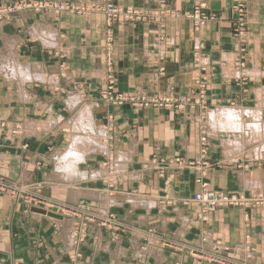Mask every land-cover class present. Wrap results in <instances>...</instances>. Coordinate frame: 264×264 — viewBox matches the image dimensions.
<instances>
[{"label": "crops", "instance_id": "obj_1", "mask_svg": "<svg viewBox=\"0 0 264 264\" xmlns=\"http://www.w3.org/2000/svg\"><path fill=\"white\" fill-rule=\"evenodd\" d=\"M198 1L165 0L178 17L111 27L100 12L23 10L0 20V176L36 183L46 200L82 214L112 213L133 231L85 224L81 264H264L263 206L206 212L192 201L203 183L246 199L264 193V0H247L242 43L231 0H205L212 20L195 31L188 14ZM195 40L210 60L203 110L194 103ZM110 84L134 102L104 99ZM157 97L176 102H140ZM34 208L0 193V264H71L83 219Z\"/></svg>", "mask_w": 264, "mask_h": 264}, {"label": "built area", "instance_id": "obj_2", "mask_svg": "<svg viewBox=\"0 0 264 264\" xmlns=\"http://www.w3.org/2000/svg\"><path fill=\"white\" fill-rule=\"evenodd\" d=\"M238 9L241 11L242 3L238 4L235 0ZM240 5V6H239ZM23 9H33L36 11L41 10H52L55 14L61 12H69L73 14H85L88 12H100L105 18L107 25L111 27L113 22H145L151 19H158V13L154 11H145L140 8L130 7V6H116L113 0H96L95 2L88 4H73L66 2L64 0H52V1H19L13 5H7L0 8V16L7 15L13 11L23 10ZM203 9H205V4L200 3L197 5L196 10L191 14V19H193L197 29L205 25L207 17L203 14ZM166 15V13L164 14ZM168 15V14H167ZM166 15V16H167ZM202 46L196 41L193 47V52L195 55V70L197 72L195 83L198 85L200 90L199 98L195 102L200 107L205 108V81L206 75L209 68V60L201 57ZM112 85L110 84L108 90L104 92L103 98L108 99L113 104L122 105L124 103L134 102L133 98H130L124 94L112 93ZM140 102L144 105L152 104L159 108L172 106L176 101H173L170 97H157L154 99H141ZM179 103H184V100H180ZM180 105V104H179ZM223 111V114H226ZM207 137H201V143L206 144ZM175 164L178 166H184L180 159L175 160ZM194 201L201 205V207L206 212H213L214 210L221 207H239V206H249L248 200L238 195H227L222 192L209 190L207 184H201V191L194 196ZM256 202V205L264 207V193L256 195V199L252 200ZM220 264H226L223 260L217 259Z\"/></svg>", "mask_w": 264, "mask_h": 264}, {"label": "rangeland", "instance_id": "obj_3", "mask_svg": "<svg viewBox=\"0 0 264 264\" xmlns=\"http://www.w3.org/2000/svg\"><path fill=\"white\" fill-rule=\"evenodd\" d=\"M20 1H23V0H20ZM24 1H28V0H24ZM33 1H35V0H33ZM36 1H52V0H36ZM64 1L69 2L67 0H64ZM159 1L161 3L158 4V8H156V9H149V8L139 7L140 9H143L145 11H154V12L158 13L159 17H157L158 18L157 20L156 19H151V20H147L145 22H136V23H148V22H156V21L157 22H161V20H163V19L165 20V19H168V18L178 17L177 16L178 14H175L171 10H167L168 8L165 7V2H164L165 0H159ZM17 2H19V1H17ZM234 2H235V0H231V10H232L233 15H234L233 20H232L233 35H234V37L236 39L240 40V42L242 43L244 41V37L246 35V30H247V0H236L237 3L239 2L238 4H240V2H243L242 3V7H241V11H240V9H238V6ZM15 3L16 2L10 3V4H0V8L4 7V6H7V5H13ZM113 3H114V0H113ZM200 3H204L205 4V9H203V11H202L203 14L207 17L205 25L210 20H212V16L209 13H207V3H206V1L205 0H199L194 5L193 10L188 14V18L192 22L193 28H194L195 31H197V30H199V29H201V28H203L205 26L204 25L201 28L197 29L193 19H191V17H190L191 14L196 10L197 5L200 4ZM116 6H120V5H116ZM130 7H133V6H130ZM135 8H138V7H135ZM23 10H31V11H34V12L51 11V12H53L55 14V12L52 11V10H41V11H36V10H33V9H23ZM23 10H17V11H13L11 13L19 12V11H23ZM11 13H9V14H11ZM67 13H69V12H67ZM165 13H166V15L167 14L168 15L167 16L164 15ZM70 14H73V13H70ZM4 16H0V20H2L4 18ZM114 23H117V21L113 22L112 24H114ZM130 23H134V22H130ZM195 43H196V40L193 43L192 47H194ZM199 43L202 46L201 57L209 60L208 56L205 55L204 52H203V49H204L203 44L201 42H199ZM192 50H193V48H192ZM240 51L242 52V48L240 49ZM241 60H242V58L240 60H237V64H236L237 67L244 66V65H242V61ZM209 64H210V60H209ZM193 65H194V68H195V55H194V52H193ZM206 81H207V75H206ZM206 81H205V103H206V93H207ZM194 83H195V80H194ZM112 89H113V87H112ZM111 91H113V90H111ZM195 92L197 93V99H198L200 90H199L198 85L196 83H195ZM196 106L203 110V108L200 107L198 104H196ZM205 107H207V104L205 105ZM226 110L227 109L225 108L223 111H226ZM223 111H222V113H223ZM3 126H4L3 122H0V127H3ZM202 136L207 137V133H205L203 131L202 134H201V137ZM200 142H201V138H200ZM180 160L182 161L183 165H187V166H191V167L194 166L193 163L188 162V163L184 164L185 162L182 159H180ZM111 162H112V158H109V159L106 160V162H104V164L107 166L105 168H108L107 170L109 171L110 175H112V173H113L112 167H111ZM107 163H109L110 166H108ZM114 181H113L112 178H110V179H108V184L110 185V183L112 184V183H114ZM217 192H220V191H217ZM0 193H7L12 200L21 201V202H23L25 204L35 206V208L43 209V210H45L48 213L50 211H54L53 213L56 214V215L61 216V219H63V216H66L67 219H69L71 217H74V218H77V219L82 218L83 219V223L77 222V223H75L73 225V229H74L73 230V234L74 235L72 237L73 238L72 240H73V244L75 246V249H77L78 251H77V253L73 252L72 254L69 255V262L71 264H81L82 263V256L80 255L79 250H80V246L82 245V243L86 239V227H85V224H88V223L92 224L93 223V224H96L99 227H101V228H103V229H105V230H107V231H109L111 233H115V234H126V235H129V236H131V234H133L132 228H130V227L125 228V227L119 225L117 223V221H116V218H115L116 216L114 214H112V213H108L106 216L101 218L98 214H93V216L90 215V214H86V213L82 214L79 210L72 209V208H67V207H64V206H59V205H56V204L50 202L49 200H46L42 196L40 186L38 184H36V183H32V184H10V183L6 182L0 176ZM259 194L260 193H255V194L252 195V197L247 198L250 207H253V206H257L258 207L259 206V205H256V202L252 201V200L256 199V195H259ZM194 196L192 198L193 202H195L194 201ZM241 197L244 198V196H241ZM53 206H57L59 208L53 207ZM239 207H241V206H239ZM221 208H223V207H221ZM55 219H57V218H55ZM148 240L149 239L146 238V240H145L146 244H148V242H149ZM166 246H168V245H166ZM205 259L210 261V262L220 264V262H218V260H217L218 258L206 257ZM220 260H222V259H220ZM223 261L225 262V260H223Z\"/></svg>", "mask_w": 264, "mask_h": 264}, {"label": "water", "instance_id": "obj_4", "mask_svg": "<svg viewBox=\"0 0 264 264\" xmlns=\"http://www.w3.org/2000/svg\"><path fill=\"white\" fill-rule=\"evenodd\" d=\"M35 211L40 213V214H46V212L43 209H40V208L39 209L37 208ZM47 215L50 216V217H53V218L61 219V216L53 214V213H47Z\"/></svg>", "mask_w": 264, "mask_h": 264}, {"label": "bare ground", "instance_id": "obj_5", "mask_svg": "<svg viewBox=\"0 0 264 264\" xmlns=\"http://www.w3.org/2000/svg\"><path fill=\"white\" fill-rule=\"evenodd\" d=\"M37 208H34V211L36 210ZM45 211V210H44ZM36 212V211H35ZM46 212V211H45ZM54 211H50L49 213H53ZM38 213V212H36ZM48 212H46V214H43V215H47ZM40 214V213H39ZM54 214V213H53ZM48 216V215H47Z\"/></svg>", "mask_w": 264, "mask_h": 264}]
</instances>
